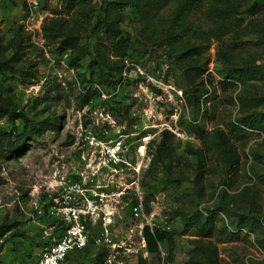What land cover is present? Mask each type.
I'll list each match as a JSON object with an SVG mask.
<instances>
[{
    "label": "rangeland",
    "instance_id": "374dc122",
    "mask_svg": "<svg viewBox=\"0 0 264 264\" xmlns=\"http://www.w3.org/2000/svg\"><path fill=\"white\" fill-rule=\"evenodd\" d=\"M133 1L119 22L129 54L116 62L103 45L104 0L68 12L61 0H0V101L10 111L0 130L21 127L22 115L38 127L20 150H0V264H35L61 230L53 205L84 201L73 182L105 197L86 217L88 244L61 264H100V247L102 264H264V130L230 135L243 115L264 112V0H226L215 11L208 2ZM56 16L61 37L79 34L64 51L42 35ZM93 138H122L125 162H104ZM163 139L168 156L158 158ZM145 224L172 240L148 252Z\"/></svg>",
    "mask_w": 264,
    "mask_h": 264
},
{
    "label": "trees",
    "instance_id": "16d2710c",
    "mask_svg": "<svg viewBox=\"0 0 264 264\" xmlns=\"http://www.w3.org/2000/svg\"><path fill=\"white\" fill-rule=\"evenodd\" d=\"M91 0H61L62 9L65 12L70 11L74 7L78 5H87L90 4ZM226 0H183V3L191 4L199 6L201 3L208 2V9L209 10H217L219 6L224 3ZM134 1L133 0H104V4L101 6L103 14H104V21L102 23L103 34L107 39L106 43H103L114 55L118 56L116 62H122V59L129 54L130 50V43L128 40V36L126 34L120 33L121 29L119 27V22L122 19L121 9L126 5H131ZM65 23L62 18L56 17H48L47 20L42 24V35L47 40H58L57 48L60 51H64L66 48L73 47L77 44L79 34L77 33H64V36L61 37L62 29L64 28ZM191 68L196 69L199 73H203L205 71V67H200V65H193ZM123 69V63L119 66V78L121 80V71ZM245 75L244 71L240 72L238 78H242ZM230 75H228L229 77ZM103 82H106V80ZM115 82V81H114ZM222 84L224 83H231L225 82L224 80L221 81ZM10 114L9 109L7 106L4 105L2 101H0V118L8 116ZM24 119V123L21 127L18 125H12L9 129H2L0 130V150L4 149H11V150H20L21 146L20 143L24 140L28 139V136L38 130L37 125L31 121L26 115H22ZM236 128V134L234 135L231 133L232 139H238L242 135H239L240 131L243 130V127H249L252 129H260L264 130V112L262 111H252L248 114H245L241 117L240 123L233 125ZM195 132L197 136L201 139L203 145L206 148H209L211 143L210 139L206 134H204L203 130L200 127H195ZM163 137H166L168 134H171L168 129H164ZM220 134L222 132L220 131ZM224 145L227 154L229 155L230 163L235 160L233 157V149L231 151L232 142L224 136ZM223 145V147H224ZM163 147H165L164 139L157 145L155 155L158 158L167 157L166 151H163ZM152 198V196H151ZM149 199H147L148 202ZM137 201H134L136 204ZM149 210L147 206V211ZM61 223V221H60ZM62 224V223H61ZM60 224V225H61ZM62 229V225L60 226ZM61 232V230H60ZM56 234L55 237H57ZM142 236L145 242L146 250L150 253H156L159 249V242L161 241H171L172 235L169 231L160 228H152L149 225L145 224L142 228ZM106 249L104 247H100L96 252V258L100 264H102V260ZM68 256V255H67ZM66 256V257H67ZM145 259L142 257H137L136 264H144Z\"/></svg>",
    "mask_w": 264,
    "mask_h": 264
},
{
    "label": "built area",
    "instance_id": "2783aa9c",
    "mask_svg": "<svg viewBox=\"0 0 264 264\" xmlns=\"http://www.w3.org/2000/svg\"><path fill=\"white\" fill-rule=\"evenodd\" d=\"M31 5L37 4V0H26ZM158 85L157 80H153ZM91 143H94L95 155H98L100 159L109 165L120 164L125 162L123 155L128 150V145L122 138H112L108 140H96L92 139ZM143 154V152H141ZM138 170V169H136ZM71 188L79 196H84L82 204L76 203H64L62 205H53L51 212L62 219V229L57 237H52L49 243L43 245L42 249L38 253V257L35 260V264H61L67 255L70 253L82 249L85 247L90 240V233L86 217L97 212L98 199L105 197V192L94 191L92 196H85L87 189L82 186L79 182H73ZM134 213L139 214L140 201L133 206ZM111 211L103 210V221L108 224L112 220ZM95 242H102V237L97 236L94 238ZM106 245H110L105 243ZM115 254L110 252L107 256V261L111 262ZM144 264H149L148 262Z\"/></svg>",
    "mask_w": 264,
    "mask_h": 264
}]
</instances>
